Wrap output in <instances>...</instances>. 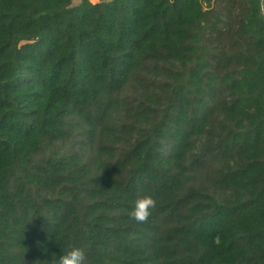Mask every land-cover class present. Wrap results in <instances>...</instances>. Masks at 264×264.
Here are the masks:
<instances>
[{
    "label": "trees",
    "instance_id": "1",
    "mask_svg": "<svg viewBox=\"0 0 264 264\" xmlns=\"http://www.w3.org/2000/svg\"><path fill=\"white\" fill-rule=\"evenodd\" d=\"M73 244L264 264V0H0V264Z\"/></svg>",
    "mask_w": 264,
    "mask_h": 264
},
{
    "label": "clouds",
    "instance_id": "2",
    "mask_svg": "<svg viewBox=\"0 0 264 264\" xmlns=\"http://www.w3.org/2000/svg\"><path fill=\"white\" fill-rule=\"evenodd\" d=\"M155 206L156 200L150 195H144L134 200L128 215L135 222L144 223L150 217ZM41 264H48V262L44 261ZM51 264H90L89 252L87 248L73 244L62 249L59 259H56L53 254Z\"/></svg>",
    "mask_w": 264,
    "mask_h": 264
},
{
    "label": "rangeland",
    "instance_id": "3",
    "mask_svg": "<svg viewBox=\"0 0 264 264\" xmlns=\"http://www.w3.org/2000/svg\"><path fill=\"white\" fill-rule=\"evenodd\" d=\"M80 3V0H74V4Z\"/></svg>",
    "mask_w": 264,
    "mask_h": 264
},
{
    "label": "crops",
    "instance_id": "4",
    "mask_svg": "<svg viewBox=\"0 0 264 264\" xmlns=\"http://www.w3.org/2000/svg\"><path fill=\"white\" fill-rule=\"evenodd\" d=\"M92 2H99V1H101V0H91Z\"/></svg>",
    "mask_w": 264,
    "mask_h": 264
}]
</instances>
